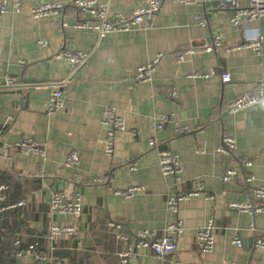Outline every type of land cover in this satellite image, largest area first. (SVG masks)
Segmentation results:
<instances>
[{
    "label": "crops",
    "instance_id": "0c3cea01",
    "mask_svg": "<svg viewBox=\"0 0 264 264\" xmlns=\"http://www.w3.org/2000/svg\"><path fill=\"white\" fill-rule=\"evenodd\" d=\"M48 1L66 5L59 14L33 18L30 8ZM100 1L109 2L111 12L127 15L145 5V0ZM20 2L15 11L8 0V12L0 16V78L10 75L19 82L0 90V182L11 184L0 203L6 206L0 212V264H57L56 257L61 264H121V255L129 250L135 251L131 264H159L151 248L136 246L135 233L150 229L161 234L176 217L184 225L173 257L179 264H264V249L255 247L253 239H264V212L253 216L230 207L231 202L253 200L255 189L264 184V109L258 104L236 114L225 110L230 100L264 81V18L235 27L232 11L218 9L216 0H163L151 28L140 24L100 38L96 30L77 26L91 17L70 0ZM216 36L222 46L204 51ZM258 36H263L260 54L230 49ZM42 40L46 45H40ZM63 49L93 52L73 73L67 61L54 57ZM159 54L153 79L135 82L139 66ZM227 70L232 80L223 82L221 72ZM58 87L65 105L49 115L50 93ZM107 107L127 126L115 134L111 156L105 153L110 137L102 122ZM160 113H173L191 130L180 134L173 122L156 130ZM226 135L236 140L232 154L221 150ZM26 136L46 143L45 157L18 150L3 156L5 148ZM154 136L157 147L149 143ZM73 150L80 163L69 167L64 162ZM159 150L179 153L181 182L161 172ZM130 162H136V169ZM230 168L239 176L224 181ZM250 175L253 179L247 181ZM196 182L203 191L181 201L177 215L170 214L168 195L190 191ZM128 189H134L131 195L120 193ZM55 191L82 197L79 218L50 211ZM210 217L216 225L215 245L201 253L194 238ZM53 225L75 230L50 237ZM236 237L241 245L233 242ZM31 244L41 257L17 254Z\"/></svg>",
    "mask_w": 264,
    "mask_h": 264
},
{
    "label": "built area",
    "instance_id": "2783aa9c",
    "mask_svg": "<svg viewBox=\"0 0 264 264\" xmlns=\"http://www.w3.org/2000/svg\"><path fill=\"white\" fill-rule=\"evenodd\" d=\"M181 1L188 3L192 0ZM242 1L244 0H216V5L218 9L232 11L233 15L231 17V22L235 27H240L244 21L264 18V0H245L247 2L246 5H243ZM162 2L163 0H145V5L142 8H139L132 12V14L127 15L122 12H111L109 2L100 0H70L71 5H73L80 12L88 14L91 17V20H82L78 22L77 26L96 30L100 38L112 32L129 31L140 24L144 25L146 29L151 28L157 13L161 9ZM13 3L14 10L19 11L21 7L20 0H13ZM65 5L66 4L61 1H48L31 7L30 14L33 18L56 15L64 10ZM6 12H8V0H0V16ZM196 19L200 25H206V20L202 16L198 15L196 16ZM262 42L263 36H258L252 40L244 41L238 46H234L230 49L247 48L251 49L256 54H260L262 50ZM39 43L42 46L46 45V42L43 40L39 41ZM220 46H222V38L221 36H216L211 43L203 46V50L211 52ZM192 51L193 49L190 48L187 52L179 54L177 56L178 60H183L185 54ZM92 52L93 51L63 49L58 51L54 57L67 61L71 65L73 73H75L86 64V62L90 59ZM160 56L161 54H159L151 62L139 66L134 81L137 83L151 81ZM199 76L206 75L199 74ZM221 80L223 82H230L232 80L231 73L228 70L222 71ZM17 86H19V82L14 76L8 75L4 79L0 78V90L12 89ZM174 95L175 93H173V96ZM258 104L262 105L264 109V81L260 82L254 90L230 100L226 104L225 110L229 114H236L237 112ZM64 105L65 95L62 89L59 87L53 89L50 93L47 113L51 115L55 111L63 109ZM102 122L107 127V133L110 137V140H108L106 144L105 153L108 156H111L114 151L112 140L115 134L119 131L127 130V126L125 120L120 117L112 107L105 108ZM170 122L176 124V130L180 134H184L191 130V128L187 125H180L173 113L158 114L156 117V130H162ZM129 132L131 134H137V131L134 129L129 130ZM149 143L153 147H157L159 144L155 136L149 140ZM235 149V138L229 135L224 136L222 139L221 150L226 154H232ZM12 150H18L25 155L45 157L46 143L33 137L26 136L16 142L12 147L5 148L3 156L10 157ZM158 158L161 172L164 175H171L177 182H181L183 168L179 153L172 150H159ZM64 163L69 167L77 166L80 163V156L78 152L73 150L68 153ZM129 165L132 169H136V162H130ZM246 165L250 166L251 162H246ZM238 176L239 171L237 169L230 168L222 176V179L227 181ZM252 179V175L246 177L247 181ZM96 181L102 180L98 179ZM10 187L11 184L9 182H0V203L6 200L7 192ZM203 189V184L201 182H196L195 187L190 191L181 194L171 192L166 200L168 212L172 215H177L180 202L187 200L190 197L199 195ZM133 191L134 189H128L120 193L125 196H129ZM22 204L23 202H18V205ZM230 207L248 212L253 216L263 213L264 184L255 189L253 200L249 202H231ZM5 209V205H0V212ZM49 209L52 213L66 214L74 218H79L82 214V197L80 195H75L74 197L68 198L63 192L55 191L50 198ZM215 229V220L213 217H210L205 226L197 230L194 239L201 253H209L213 250L215 245ZM74 230L75 229L72 226L61 227L53 225L50 228V237L58 235L61 232L73 234ZM183 231V222L181 219L176 217L166 224L161 234L150 229L138 230L135 233L136 246L151 248L154 255L158 258L159 264H179L173 257L178 250V238ZM122 238L127 239L126 236H122ZM233 242L237 245H241L242 239L240 237H236ZM255 245L257 248L264 249V239H257ZM23 253H36V246L31 244L26 251L17 252L18 255ZM134 254L135 251L129 250L124 252L121 255V264H131L129 257ZM37 255L41 257V254ZM55 261L57 264H61V259L59 257H56Z\"/></svg>",
    "mask_w": 264,
    "mask_h": 264
},
{
    "label": "water",
    "instance_id": "95a60500",
    "mask_svg": "<svg viewBox=\"0 0 264 264\" xmlns=\"http://www.w3.org/2000/svg\"><path fill=\"white\" fill-rule=\"evenodd\" d=\"M18 92L19 93H23V90L21 89V90H18ZM254 239V245L256 244V240H257V238L255 237V238H253ZM255 247H256V245H255Z\"/></svg>",
    "mask_w": 264,
    "mask_h": 264
}]
</instances>
